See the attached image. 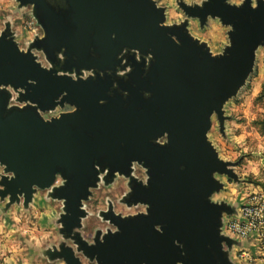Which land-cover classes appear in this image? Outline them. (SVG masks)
Segmentation results:
<instances>
[{"label":"water","instance_id":"water-1","mask_svg":"<svg viewBox=\"0 0 264 264\" xmlns=\"http://www.w3.org/2000/svg\"><path fill=\"white\" fill-rule=\"evenodd\" d=\"M16 1L20 8L31 6L37 23L41 28L45 26V41L36 39L40 44L55 45L65 40L61 45L67 54L75 53L81 65L90 63L87 56L92 45L99 57L93 63L111 59L123 47L137 48L142 54L151 51L154 59L147 72L140 68L144 62L134 61L129 79L120 85L128 96L117 91L110 105L101 106L99 100L108 98L104 85L109 77L73 82L70 77L56 76L54 69H40L30 54L19 53L10 39L3 38L16 40L8 22L0 31V83L24 87L26 93L19 99L32 102H26L24 109L6 110L11 93L0 91V162L16 172V179L4 181L5 193H0V201L8 203L2 211L7 212L13 204L6 193H11L13 199L18 190L30 194L33 183L46 186L59 171L68 178L67 185L54 193L67 197L70 215L61 217L64 231L71 233L73 226L78 227L62 236L59 253L55 250L57 244H53L47 253L49 260L55 262L57 256H63L62 264H83V257L94 264L91 257L96 256L100 264H175L184 259L173 245V240H179L187 253L185 264H217V260L227 264L219 250L220 239L229 247L240 242L228 236L218 237L217 227L219 217L233 215L235 207L224 201L219 206L210 205L206 196L218 188L211 172L220 170L221 176L238 181L234 168L239 162L218 161L204 133L211 129L208 117L216 110L220 132L225 134L224 107L246 84L254 71L257 51L264 48H255L264 40V5L255 11L247 4L236 10L223 0H210L201 10L188 8V2L177 0L187 19L181 27L168 29L158 26L167 7L161 6L157 11L150 0ZM209 12L234 25L235 31L227 32L233 42L231 49H226V45L221 53L214 54L207 42L191 34L190 20H197L203 29ZM249 15L254 17L253 23H249ZM169 33L181 40V46L170 39ZM36 40L27 46L30 52ZM43 48L53 63L48 47ZM226 52L229 55L220 58ZM29 79L37 84H28ZM65 91L67 96L57 101V107L45 111L54 107L57 97ZM144 91L151 93L150 98H144ZM64 101L76 104L78 111L61 112L59 120H55L57 116L44 117L43 113L63 109L65 104L73 106ZM50 120L53 122L47 123ZM165 131L169 133L168 145L150 143ZM119 156L143 161L149 168L148 188L142 187L139 183L143 182L134 175L125 176L129 188L133 180L138 183L130 198L125 195L124 199L129 203H149L150 215L145 217L139 212L141 215L135 218L120 219L111 211L104 218L113 227L119 226L120 233L105 237L100 236L99 230L90 242L82 234L85 218L81 217L78 223L82 215L79 200L86 196L87 186L95 183L93 162ZM181 164L185 166L183 171ZM218 183L220 193L225 185L221 180ZM25 200L27 207V195ZM157 223L166 225L163 234L154 231ZM103 239L104 243H99Z\"/></svg>","mask_w":264,"mask_h":264},{"label":"clouds","instance_id":"clouds-1","mask_svg":"<svg viewBox=\"0 0 264 264\" xmlns=\"http://www.w3.org/2000/svg\"><path fill=\"white\" fill-rule=\"evenodd\" d=\"M49 2H51V0H49ZM187 2L189 4L188 8H198L203 10L204 6L210 3V0H187ZM193 2L195 3L194 7L192 6ZM223 2L229 8H234L236 10L241 9L245 4H247L249 9L255 11L258 10L261 5H264V0H223ZM150 3L154 6L155 10L160 11L161 4L159 0H150ZM67 7L68 5H66L64 10H66ZM179 8L180 4L177 3V0H169L170 10H165L161 13L162 20L160 21L158 26L168 29L173 28V26L177 28L181 27L187 17L183 14V12L179 11ZM57 10L59 11L60 9ZM247 19L249 23L254 22V17L252 15H249ZM204 20L213 23L217 28H220L221 25H225L226 28H222V32L227 31L229 33H232L235 31L234 25L232 23H224L223 18L220 15H213L211 12H209L206 13ZM183 31L185 32L184 27ZM32 35H38L39 41H45L47 37L45 26L40 28L39 32L34 30ZM169 36L177 46H181V40L176 35L169 33ZM3 38L10 39L15 44L19 53L30 54V56L33 58V62L37 64L40 69L45 71L54 69L55 75L58 77H70L73 82H77L87 81L89 78L95 80L97 78V73L99 74L100 78H103L106 72L109 76L113 75L111 69L99 71L95 68H80L79 75L77 74L75 68H73L71 71H66L63 69V65L66 61V49L64 47H61L60 50L55 53L56 59L59 61V63L54 65L48 58L43 47L35 46L30 52L26 47L18 46L17 40H13L7 36ZM112 39H115V33L112 34ZM223 40L227 45L226 49H231L233 47L231 37H223ZM29 43H31V38L29 39ZM262 45H264V40H261L255 48H259ZM196 46L199 47V45ZM36 49H39V51H36ZM90 52L95 55L92 50H90ZM226 55H229V53L226 52L225 54H222L220 58H223ZM128 56H133L136 62H140L143 57L145 72H147L148 68L150 67V63L154 59L151 51L147 52L146 54H142L141 51L137 48L124 47L116 57V59L120 61V64L115 67V79L113 80L112 89H116L117 91L121 90L119 89L116 80L118 78H124L125 80H127L129 74L133 71L132 65L127 62ZM27 83L35 86L37 84V81L34 79H29ZM13 89H15V91H13ZM0 91H4L8 94L11 93L10 98L8 99L6 104V110H10L12 108L24 109L26 107V102L31 101L27 99H19L22 94L26 93V89L24 87L14 88L11 83H0ZM121 94L124 97L128 96L127 91H122ZM108 95H112L111 89L109 90ZM65 96H67L66 91L62 92L60 96L57 97L54 107L47 108L45 109V111L57 107V101L61 98L63 100ZM143 96L145 99H148L150 98L151 93L148 91H144ZM63 103L69 102L64 101ZM99 103L103 105L106 103V101L104 99H101L99 100ZM69 104L73 105L70 114L76 113L78 111V106L73 103ZM35 105L36 104L33 103V108L35 107ZM216 113V110L211 111L208 117L209 121H215ZM61 117L62 116H57L55 120H59ZM43 121L46 122L45 120ZM51 122H53V120L47 121V123ZM162 137H164L165 139H161ZM204 137L205 141L208 143L210 149L214 152L215 157L218 161L222 162L231 159V157L223 155L222 153L218 156V148L214 151V148H216V144L212 136V131H210L209 128L204 133ZM242 139L243 137L236 138V142L240 143ZM169 142V133L167 131L150 140V143H154L161 147L168 145ZM123 146L124 145L122 143L121 147ZM259 147L261 151H264V145ZM248 151V148H244V152ZM253 154L260 155V152H254ZM137 162H139V164L143 166V171L147 173V175L144 176V182L142 184H139L144 188H148L150 186L149 182L151 179L150 170L143 161L132 159L129 163V171L127 173H124L120 170H111L106 165L102 166L97 162H93V168L97 174V177L94 184H90L87 186L86 196L80 198L79 200L78 208L82 215L78 217V223L81 217L89 219L93 217V215H95L102 222L105 220V218L100 215V212H108V208H98L95 213H93L88 209V205L85 204L86 200L91 199V190L97 188L100 184H103L105 182L109 183V185L111 186V184L114 183V177L120 175H134L132 169L135 167ZM260 163L264 165V158L261 159ZM184 168L185 166L181 164L180 170L183 171ZM235 171L237 175L240 176L241 180H244L248 175L247 172H241L238 169ZM222 172L223 171L220 170H213L210 174L211 179L218 184V188L209 192V194L206 196V200L210 205L219 206L225 199V197L218 195V190L221 189V185L220 183H218V181L221 180ZM253 172L255 173L254 179H260L261 182L264 183V177H260L259 173L255 169H253ZM105 177L107 178V181H105ZM14 179H16V172L14 170H10L6 163L0 162V193H5L4 181L7 180L8 182H11ZM67 183L68 178L61 172L57 171L53 174L52 180L48 185L41 186L39 184L33 183L31 185L30 194L18 190L15 195V199H13L11 193H6L11 197L13 201V210L7 213L0 212V217L10 216L13 220L16 221V224L13 225L7 233H5L6 244L8 242V238H11V246L7 247L6 245H0V249H2V251H0L2 264H17L18 261L20 262V264H53V261L49 260L47 253L49 249L53 248V240L55 239V236H61L62 238L63 235H70L73 230L78 227L73 226L71 229V233H66L64 231L65 223L64 220L61 219V217L64 218L70 215V213L67 211V197L57 196L54 194L57 190L64 188ZM135 183L138 182L136 180H133L131 183V187L128 189L127 193H125L128 198H130L131 194L133 193ZM247 187L251 189L252 192H259L258 196H254L251 201H248V203L251 204H258L259 207L246 210L234 205V207L236 208V212L233 216L229 217L228 215H224L223 217H219V223L217 227L218 237L228 236L230 239L240 242L239 245L233 243L229 247V245L223 239H220L219 250L227 264H230V262H234V264H264V245L261 244V241L264 240V189L252 188L250 184L247 185ZM26 195L28 197L27 207H25ZM243 202L244 200L241 199V203ZM3 203H8V201H4ZM141 204L143 205V208H141L140 210L143 213L142 215L145 217L149 216L151 208V205L149 203L140 201L129 203L127 202V200L123 205L124 210L122 212L117 211L115 216L119 217L120 219L135 218L141 214L136 211H131V208H129L128 206L131 205L132 207H138ZM39 209L43 210L41 211ZM16 212H19V216L16 215ZM129 212H131V215H129ZM85 213H87V216H85ZM247 217H250L251 219L248 220L243 227H241L239 221L245 220ZM21 218H23V223H21ZM45 219L47 220V223H41V221H44ZM107 220L111 221L110 218H107ZM230 220L234 221L233 223H231V226H229ZM29 225H31V227H29ZM165 227L166 225L160 223L153 225L154 231L160 234H163ZM59 229H62L63 232L61 233L57 231ZM0 230H2V225H0ZM102 231L104 232V236L106 237L109 234H119L121 229L118 226L112 227L111 231H108V225H106L102 229ZM15 233L19 234V238L14 236ZM104 240L105 239L99 240V243H104ZM21 244H23V247H21ZM173 245L180 249L179 254L180 256L184 257L183 260H176L175 264H185L187 253L184 251V244L179 240H173ZM252 249H255V256L252 255ZM55 250L58 253L61 251V248L58 244L55 246ZM7 252L12 253V255H5L4 253ZM237 253H240V255L237 256ZM213 255L215 256V253ZM91 258L94 261V264H100L99 259L96 256H93ZM56 260L59 262V264H62L63 256H57ZM141 264H147V262L142 261ZM217 264H221L220 260H217Z\"/></svg>","mask_w":264,"mask_h":264},{"label":"rangeland","instance_id":"rangeland-1","mask_svg":"<svg viewBox=\"0 0 264 264\" xmlns=\"http://www.w3.org/2000/svg\"><path fill=\"white\" fill-rule=\"evenodd\" d=\"M185 1L187 2V0ZM159 2L161 6H166L167 10H170L169 0H159ZM179 11H181L180 8ZM8 22H10L11 29L15 33V39L22 47L28 46L29 39L31 38L32 40L36 36L32 35L33 31L36 30L39 32L41 28L32 15L31 6L20 8L16 0H0V31L5 29ZM222 28L226 27L221 25L220 28H217L213 23L208 22L201 29L199 22L194 19H191L189 24L191 34L207 42L214 54L221 53L223 48L226 47L223 37H227V31L222 32ZM224 109L225 115L227 116V120L225 121V134L220 132L216 115L215 121H212V127L209 130L212 131L216 149H219V155L222 153L223 155L231 157L228 161L239 162L234 169L247 172L248 175L244 180H241L240 176H238V181H234L227 176H221V181L224 180L225 186L218 195L225 197L224 202L243 209L245 205L251 204L248 201H251L254 196L259 195V192H252L247 185L250 184L252 188L264 189V183L260 179H254L255 173L253 172V169H255L260 177H264V165L260 163L261 159L264 158V151H261L259 147L264 145V48L258 50L254 71L247 79L246 84L234 98L227 102ZM55 114L56 116L59 115L57 109L43 113L47 119L54 117ZM240 137H243V139L240 143H237L236 138ZM244 148H248L249 151L244 152ZM254 152H260V155H254ZM137 175L140 178H144L145 176L143 171H140ZM126 190L123 187L119 188L113 200L118 203L119 198ZM92 191L94 195L86 204L88 205V209L95 213L98 208H104L105 200L98 196L96 190L93 189ZM241 199L244 200L243 203H241ZM0 205H2L0 207H4L5 203L0 201ZM251 205L254 208L259 207L258 204ZM118 209L121 211L124 210L121 205H119ZM39 210L42 211L43 209ZM139 210L140 208L137 207L131 208V211L138 212ZM0 212H3L2 208H0ZM17 213L19 215V212ZM129 215H131V212H129ZM21 223H23V218H21ZM41 223H47V220L45 219ZM83 225L82 234L85 239L90 241L94 237L95 231L97 229H103L108 223L100 221L93 215L89 219H84ZM60 241L61 236H55L53 244H59ZM261 244L264 245V240L261 241ZM252 252L255 253V249H252ZM237 255L239 256L240 253H237ZM82 260L84 263L88 261L83 257ZM53 264H59V262L55 261Z\"/></svg>","mask_w":264,"mask_h":264},{"label":"flooded vegetation","instance_id":"flooded-vegetation-1","mask_svg":"<svg viewBox=\"0 0 264 264\" xmlns=\"http://www.w3.org/2000/svg\"><path fill=\"white\" fill-rule=\"evenodd\" d=\"M5 28H6V26H5ZM4 30L5 29H3L1 31H4ZM37 38H39L38 35H36L31 40V42H33ZM59 42H61V41H59ZM35 43H36L35 46H37V47L38 46L44 47V45H45V47H48L47 50L50 51L53 64L55 65V64H58L59 63V61L56 59L55 53L60 50L61 46L63 47V45H61V44L62 43L64 44L65 43V40H63L61 42V44L56 43L55 45L54 44H44V45H42V44L39 43L38 40H36ZM50 45H53V46L51 47ZM26 48H27V46H26ZM84 49H87V47H84ZM88 49H89V53H88V56H87V61H90V63H85L84 65H81V64L78 63L79 60H78L77 55L75 53L71 52V54L69 55V54H67L68 52L65 51L66 61H65L64 65H63V69L66 70V71H71L73 68H75L78 75H79L80 68H95V69H98L99 71H103L105 69H111L112 72H113V75L112 76H109L107 74V72H106L105 73V76L103 77V79H106V77H109L110 78V81L105 82L106 84L104 85L105 94L107 95L108 98L107 99H104L106 101L105 104H103V105L100 104L101 106H108V105L111 104V97L114 96V94L117 92L116 89H112V84H113V80L115 79V67L120 64V61L116 59V57H117V55L119 53H117L115 56L111 57V59H109L107 61H103V62H100V63H97V62H94L93 63V59L99 58L98 55H96L97 48L92 45ZM90 50H92V52H94L95 55H93L90 52ZM110 56H112V54ZM134 61H135V59H134L133 56H128L127 57V62L132 65L133 70L135 68ZM143 62H144L143 59H141V61L139 63H143ZM99 67H101V68H99ZM140 68H141V70H145L144 65L141 66ZM131 73L129 74L128 79H129ZM98 76H99V74L97 73V77ZM127 80H125L124 78H118L116 80V82L118 84V87L121 90V92L123 90L120 87V85H121L122 82L124 83ZM110 89L112 90V95L111 96L108 95V92H109ZM72 108H73V106L68 105V104H65V107L63 109H61V108L58 107L57 108L58 114H60L61 112H71ZM54 116H56V114ZM161 139H165V138L162 137ZM131 160L132 159H130L129 157L119 156V158L118 157L111 158L110 160L109 159H107V160L98 159L96 162L99 163V164H101L102 166H104V165L108 166L111 170H120L122 172H125V171L128 172L129 171V167L128 166H129V163H130ZM140 171H143V166L140 165L139 162H137L136 165H135V167L132 169V172L134 173V176L137 179H139L140 181L144 182V178H140L137 175L138 173H140ZM144 174L147 175L146 172H144ZM105 181H107V178L106 177H105ZM128 186H129V179L126 178L124 175H120V176L114 177V183L111 184V186L109 185V183L105 182L103 184H100L97 188L94 189V190H96L98 192V196L101 199L105 200V206H104V208H108V212H104V211H101L100 212V215L101 216L106 217V215L110 214L111 211L114 212L115 214H116L117 211H121V210L118 209V207H119V205L123 206L124 203H125L124 196H125V193H127L128 189H129ZM122 187L124 189H127V190H126V192L124 194L121 195V197L119 198L118 203H117V202H115V200H113V198H114V196L117 195V190L119 188H122ZM93 195L94 194H93V191H92L91 198L93 197ZM87 202H85V204ZM137 208H140V210H141V208H143V206L142 205H139ZM140 210L138 211V213L141 212ZM103 222L108 223V221H106V220H104ZM108 225H109L108 230L109 229L111 230V228L113 226L110 225L109 223H108ZM99 230L101 231L99 233L100 236L104 235V232L102 231V229H97L95 231L94 237L96 236V233ZM94 237H92V239L90 240V242H93ZM82 262H83V260H82ZM83 264H90V263L87 261L85 263L83 262Z\"/></svg>","mask_w":264,"mask_h":264},{"label":"crops","instance_id":"crops-1","mask_svg":"<svg viewBox=\"0 0 264 264\" xmlns=\"http://www.w3.org/2000/svg\"><path fill=\"white\" fill-rule=\"evenodd\" d=\"M0 208H3V207H0ZM12 210L13 209L10 208L7 212L12 211ZM16 215L19 216L17 212H16ZM15 224H16V221L13 220L10 216L0 217V225H2V230H0V245H6L7 247L11 246V242H12L11 238H8V242L6 244L5 233H7L10 230V228ZM14 236L19 238L18 233H15ZM21 247H23L22 244H21ZM0 251H2V249H0ZM4 254L12 255V253L10 252L4 253ZM252 255L255 256V253L252 252ZM0 264H2V258H0ZM17 264H20V262L18 261Z\"/></svg>","mask_w":264,"mask_h":264},{"label":"built area","instance_id":"built-area-1","mask_svg":"<svg viewBox=\"0 0 264 264\" xmlns=\"http://www.w3.org/2000/svg\"><path fill=\"white\" fill-rule=\"evenodd\" d=\"M243 209H255L254 208V206H252L251 204L250 205H245L244 207H243ZM251 218L250 217H247L245 220H240L239 221V224H240V226L241 227H243L244 225H245V223L248 221V220H250ZM234 221H229V226H231V223H233Z\"/></svg>","mask_w":264,"mask_h":264},{"label":"bare ground","instance_id":"bare-ground-1","mask_svg":"<svg viewBox=\"0 0 264 264\" xmlns=\"http://www.w3.org/2000/svg\"><path fill=\"white\" fill-rule=\"evenodd\" d=\"M260 49V48H259ZM258 52V51H257ZM224 181V180H223Z\"/></svg>","mask_w":264,"mask_h":264}]
</instances>
